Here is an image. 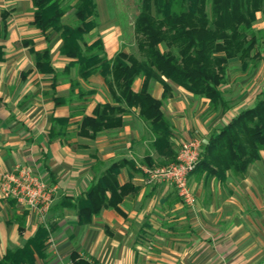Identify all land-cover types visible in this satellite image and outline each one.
Wrapping results in <instances>:
<instances>
[{
    "label": "crops",
    "instance_id": "obj_1",
    "mask_svg": "<svg viewBox=\"0 0 264 264\" xmlns=\"http://www.w3.org/2000/svg\"><path fill=\"white\" fill-rule=\"evenodd\" d=\"M95 1L98 10V0ZM109 5L112 8L103 16V25L99 26L97 21L95 30L102 31L95 39H103L108 58H113L120 51L123 35L118 14L129 12L117 0ZM0 11L10 12L6 30L0 16V45L5 52L0 61V259L9 249L22 246L41 224L55 226L49 254L53 251L59 257L68 254L70 258L76 251L94 264H253L264 255V216H251L250 210L251 199H258L256 193L262 197L264 175L260 164L264 151L247 174L235 173L232 179L234 172L229 171L226 181L213 177L216 182L207 206L196 208L173 200L171 184L147 181L144 168L150 166L149 161L155 166L165 165L162 163L168 157L167 151L154 147L156 137L139 110L130 109L122 127L105 130L95 139L81 136L83 117L92 115L99 103L113 100L109 86L98 88L104 95L97 92L83 108V115L72 113L76 106L68 102L56 105L52 80L38 72L30 48L43 50L51 46L57 68L56 58L71 61L60 53L62 39L53 47L50 34L46 38L33 25L32 0H0ZM16 42L21 43L29 57L18 56L12 47ZM95 75L86 81L82 79L83 83L89 85L97 78ZM101 79L106 82L102 75ZM168 82L171 90L167 98L158 80L151 81L150 91L155 98L164 100L163 110L167 117L170 115L168 119L174 129L172 147L178 151V143L190 139L196 130L208 131L204 125L209 120L196 119V114L206 111L210 100L201 97L202 104L197 108L191 102L197 96L183 86ZM143 83L144 78L139 77L134 88L140 90ZM65 86L69 87L59 81L57 95ZM28 95H32L30 104L26 101ZM43 96L51 99L43 101ZM237 113H232L229 119ZM188 115L190 118H186ZM53 117L69 118L67 130L55 139L50 138ZM73 127L77 129V137H72ZM213 132L208 131L206 141ZM121 160L127 163L118 179L121 184H132L136 191L124 197L119 210L104 208L90 223L81 225L77 210L58 207L62 197L82 195L112 163ZM23 167L31 168L53 189V202L45 217L21 205L14 197H4L3 175ZM251 175H257V179L252 181ZM258 202L255 205L259 206ZM56 211L57 216H51L50 223H46L50 213ZM55 238L57 244L52 245ZM251 253L256 255L253 257Z\"/></svg>",
    "mask_w": 264,
    "mask_h": 264
},
{
    "label": "trees",
    "instance_id": "obj_2",
    "mask_svg": "<svg viewBox=\"0 0 264 264\" xmlns=\"http://www.w3.org/2000/svg\"><path fill=\"white\" fill-rule=\"evenodd\" d=\"M32 1L33 25L48 39L50 32L59 33L60 53L71 58L64 73L69 75L76 68L84 80L100 74L111 91L113 100L99 103L92 115H85L79 134L95 139L105 130L122 127L126 113L137 108L156 137L154 147L167 151L168 160L162 164L177 162L178 152L172 147L174 129L163 110L164 100L151 94V81L163 84L164 98L170 93V81L197 97L209 99L212 110H229L230 102L222 86L227 81L230 61L238 58L247 70L252 62L263 57L254 25L258 14H264V0H138L139 13L134 25L144 60L125 50L108 58L102 38L87 39L97 27L95 0ZM71 10L75 21L65 23ZM9 15V11H0L5 30ZM30 51L38 72L52 80L56 105L66 104L68 99L57 95L60 72L53 63L51 46L43 50L31 47ZM4 55L0 45V61ZM140 76H144V83L136 90L134 83ZM52 120L50 138L55 139L65 133L69 118ZM263 151L264 88L255 103L235 114L203 143L200 160L191 174L221 181L228 179L229 171L245 175L262 158ZM126 163H112L87 191L77 198L62 197L58 207L77 210L81 225L90 223L104 208L119 210L124 197L136 191L135 186L121 184L118 179ZM149 165L155 166L152 160ZM54 229L53 224L39 225L22 246L9 249L0 264H36L38 258L46 260ZM69 264L94 263L74 251Z\"/></svg>",
    "mask_w": 264,
    "mask_h": 264
},
{
    "label": "rangeland",
    "instance_id": "obj_3",
    "mask_svg": "<svg viewBox=\"0 0 264 264\" xmlns=\"http://www.w3.org/2000/svg\"><path fill=\"white\" fill-rule=\"evenodd\" d=\"M117 1L119 5H122L123 8H125L124 11L129 12V14L122 13V12L118 14L119 24L122 25V33H123L121 37V43L119 46L120 50H125L129 53L136 55L139 59L144 60L145 57L139 49V43H138L139 36L135 32V25H134L135 19H136L135 14L139 11L138 0H117ZM110 2H112V0H98L99 17L97 18V21L99 23V26L103 25V22H104L103 16L109 12L108 10L112 8L111 5H109ZM73 12L74 10H71L65 16V21H64L65 23H74L75 19H74ZM254 28L257 31L259 38H260L259 48H260V52L263 57L255 62H252L251 66L247 70L243 69L242 63L238 58L232 59L230 61L228 65V71H227V81L222 86L224 95L230 102L229 104L230 109L229 110L219 109L215 111V110H212L211 105H209V108L206 111H204L202 114L200 112L196 114V119H200V117H202V119L204 120L205 119L209 120L208 124L205 122L204 129L205 130L208 129L210 133L213 130L215 131L221 128L228 121L232 113L239 112L242 109L255 103L258 98L259 93L264 88V14L262 13L258 14V19L255 22ZM95 31H93L92 34L89 37H87L89 41H93L97 36H99L101 34L102 29H98L96 32ZM50 36L52 39V46L54 47L57 45V42L60 39V35L59 33L52 31L50 33ZM12 47H13V50H16L20 58L26 59L27 57H29L27 56L26 51L21 48L20 42H16L14 46ZM57 49L58 47L55 48L54 52H56ZM67 62H68L67 59L56 58L57 69L60 72L59 81L63 85H69V87L65 86L66 89L59 92L58 95H63V97H66L68 99L69 104L76 106L72 108V113H76V114L78 113L79 115H83L84 113L83 108H85L86 106H88L89 103L92 102L94 95H96V93L98 92V88H100L101 86V89H108V84L106 82L105 83L102 82L103 80L101 79L100 74H96L97 78H93L92 81L89 83V85L86 86V84L83 83L82 78L78 76L76 68H72L71 73L69 75L64 73V69L66 67L65 65L68 64ZM98 78L100 79L98 80ZM140 78H144V76H140ZM73 81H78L79 83L73 84L72 83ZM77 89H78V92H76ZM102 92L99 91L98 93L104 95V93ZM108 95L110 97V94ZM31 96L32 95L26 96V101H29V104L32 101ZM50 99L51 97L43 96L42 100L48 101ZM191 102L195 104L197 108H199V106H201L202 104L201 97H196V100H191ZM167 114L169 115V112H167ZM168 117H170V115ZM187 117L190 118L189 115L186 116V118ZM208 131L207 132L203 131L202 133H199L196 130L190 139L180 141L178 143V151H177L178 154L180 152L182 144L186 141H189L192 139H198L201 141V144L203 145V143L206 142V139L208 137V134H207ZM70 132L72 134V137H77L76 127H73ZM171 163H174V162L170 161L168 164H171ZM260 165H261L260 172L264 175V157H263V162H261ZM251 170H255V169L253 168ZM231 175H232L231 177L232 179H234L235 178L234 176H236L235 173L234 175L233 173ZM256 176L257 175H253L251 177V180L252 181L256 180L257 179ZM212 178H207L206 175L198 176L197 174H192V176H190L189 184H190L191 190L194 193V196L196 199V203L194 204L196 208L197 206L199 208L200 205L207 206L211 202L210 198L212 194V189L214 188V185H215L213 184V182L214 183L216 182ZM171 188H173V190L171 191L172 194L170 195V197L173 200L181 201L183 203L184 201L182 197L180 196L177 188L174 185H172ZM260 190L262 192L261 198L258 197L259 193H256V191L254 190V192L256 193L255 196L258 199L257 201L255 200V198L251 199V209H250L251 216H264V186ZM255 201L256 202L260 201L259 206L255 205L256 204ZM195 207L193 209H195ZM57 214H58V211L50 213V215L46 219V223H50V221L52 220L51 216H57ZM54 244H57L56 238L55 240L52 241V245ZM252 255L254 257L256 253L254 254L251 253V256ZM49 256H50L49 259L48 260L46 259L47 261H42L41 259L37 260V264H69L70 262V258L68 254H63L59 257L58 255H55L54 252L52 251ZM253 264H264V255L262 257H259V259L256 260Z\"/></svg>",
    "mask_w": 264,
    "mask_h": 264
},
{
    "label": "built area",
    "instance_id": "obj_4",
    "mask_svg": "<svg viewBox=\"0 0 264 264\" xmlns=\"http://www.w3.org/2000/svg\"><path fill=\"white\" fill-rule=\"evenodd\" d=\"M201 141L192 139L182 144L178 161L144 168L150 183H169L174 185L183 201L193 206L196 203L189 179L201 157ZM4 197H14L24 206L37 211L42 217L48 213L53 202V189L48 183L35 175L31 168L23 167L17 172L3 175Z\"/></svg>",
    "mask_w": 264,
    "mask_h": 264
}]
</instances>
